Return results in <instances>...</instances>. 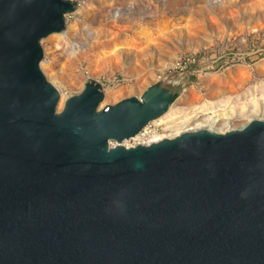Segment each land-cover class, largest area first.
<instances>
[{"label": "water", "instance_id": "1", "mask_svg": "<svg viewBox=\"0 0 264 264\" xmlns=\"http://www.w3.org/2000/svg\"><path fill=\"white\" fill-rule=\"evenodd\" d=\"M75 8L0 0V264H264V118L124 146L177 90L94 78L57 111L40 41Z\"/></svg>", "mask_w": 264, "mask_h": 264}, {"label": "rangeland", "instance_id": "2", "mask_svg": "<svg viewBox=\"0 0 264 264\" xmlns=\"http://www.w3.org/2000/svg\"><path fill=\"white\" fill-rule=\"evenodd\" d=\"M86 3L90 6L88 15L69 13L65 16L66 21H75L73 38L77 45H92L84 57L68 62L63 52L65 44L57 46L52 33L40 41L47 51V58H52L49 68L56 71L62 67L66 84L77 82L83 87L93 78L89 74L93 68L106 69L112 62L109 54L114 45L128 47L133 44L136 54L124 51L116 55L121 67L144 64L149 67L146 70L152 69L153 74L160 77H147L143 83L133 77L125 80L122 70H116L111 78L100 73L96 80L103 90L112 93L133 87L131 93L119 94L106 104L130 96L139 97L154 83L176 89L174 101L183 88H191L216 107L218 101L228 97L229 105L247 102L245 115L237 112L236 117L227 121L231 129L238 127L246 120V114L253 112L250 99L257 98L264 103V0H223L221 4L217 0H88ZM113 7L121 9L118 19L110 18ZM96 33L99 47L92 38ZM193 46L196 50L189 49ZM173 53L179 57L197 53L200 57L189 70H176L171 74L165 70L159 72L156 68L167 62V57ZM237 63L242 64L239 69L233 66ZM211 71L219 74L208 82L200 80L204 73ZM163 73L166 77L162 79ZM180 105L177 101L176 106ZM186 106L183 107L191 109V105ZM256 115L264 118V108ZM194 123L192 121L190 125Z\"/></svg>", "mask_w": 264, "mask_h": 264}, {"label": "bare ground", "instance_id": "3", "mask_svg": "<svg viewBox=\"0 0 264 264\" xmlns=\"http://www.w3.org/2000/svg\"><path fill=\"white\" fill-rule=\"evenodd\" d=\"M87 1L88 0H85L79 5H77L75 10L71 13L78 16L88 15L90 6L88 5V3H86ZM211 1L212 0H210V2ZM217 2L221 4L223 3V0H217ZM120 11L121 9L118 7L111 8L110 18L118 19L120 16ZM52 34H54V37L57 40L56 43L57 46L62 47L65 44V50L63 52L67 56L68 62H72L74 59L77 60L81 57H84V55L92 48L91 44L82 45L81 47L77 45V41H74L75 37L73 38V36L76 35L75 21H71V22L66 21L65 28L63 30L59 32H53ZM92 38H94L96 41L95 44L96 47H99L100 42L97 40V33L93 34ZM42 48H43L42 50L44 51L43 54L45 58H43L40 61L39 66L43 74L45 75L46 79L49 82H51L59 92V99L57 102L56 109L57 111H60L63 107L65 99L74 93H78L82 89V87L78 86L77 82L66 84L63 81V75L65 72L62 69V67L56 71H51L49 67L50 64L52 63V58L51 57L47 58V51L44 45H42ZM189 49L193 50L195 49V47L193 46L192 48L190 47ZM124 51L127 53H131L133 55L137 53L136 47L133 44H131L128 47H120L119 45H114L110 50V54H109V56H111L113 59L112 62L109 64V66L106 69L93 68L94 70L92 72L90 71L89 74L94 79H96V77H98L100 73H104L108 78H111L116 70H122L123 75L125 76V80L129 79L130 77H133L135 79L142 80L143 83L146 82L147 77L155 76L153 74L152 69L146 70L149 67L146 68L144 64H136L133 68L130 67L122 68L121 63L120 61H118L116 55H119L121 52ZM179 56L180 55H177L176 53L170 54L167 57V62H163L156 69H158L159 72H162L166 68L175 65ZM233 66L235 68H238L242 66V64L237 63L234 64ZM218 74L219 73H217V71L206 72L200 77V80L201 81L204 80L208 82L213 78H215V76H217ZM164 77H166L165 74L161 76L162 79ZM132 90H133L132 86H127L125 87V89L124 88L118 89L117 91L112 93L111 91L104 89L103 99L99 103V107H102L106 103L112 101L113 99L118 97L119 94H123V93L128 94L131 93ZM250 100H252L253 102L252 103L253 112L251 111V113L246 114V120L240 125H238V127L236 128H241L251 119L258 118L256 112L264 108V103L258 101L257 98ZM177 101H179L181 107L176 106ZM230 102L231 100L229 99V97L222 99L218 101L217 103L218 107H216L215 104L210 100L202 99V97L193 89L183 88L179 92V96L177 97V99L169 105L168 109L162 115L150 121L152 123L158 122L159 124H161L163 131L149 134L146 140H143L141 134L137 133L134 136H132L133 140L135 141L139 140L140 142L144 141V143H149L151 141H156L164 137H173L183 131L196 130L199 128H206L216 132H224L226 130H230V127L227 126V121L229 119L236 117L237 112L245 115L247 109V102H240L238 104L229 105ZM186 105H191V109L187 110ZM198 113H201L202 116L200 117ZM192 121H195V123L193 125H190ZM231 129H235V128H231ZM128 141H129L128 139H123L121 141V144H123L124 146L125 145L130 146Z\"/></svg>", "mask_w": 264, "mask_h": 264}, {"label": "built area", "instance_id": "4", "mask_svg": "<svg viewBox=\"0 0 264 264\" xmlns=\"http://www.w3.org/2000/svg\"><path fill=\"white\" fill-rule=\"evenodd\" d=\"M70 1L75 3V5L77 6L85 0H70ZM199 55L200 54H197V53H190V54H186L184 56H181L176 61L175 65L166 68L165 72L171 74V72L176 71V70H179L182 72L189 70L190 68L194 67L197 64V62L199 61V57H200ZM157 77L159 78V76H157ZM140 98H141V96L138 97V99H140ZM162 131H163V128H162L161 124H159L158 122L152 123L149 121L141 128V130L138 133L141 134V136L143 137V140H146V138L148 137L149 134L158 133V132H162ZM128 140L129 141L132 140V143H129V144H130V146H134L136 144H143V145L150 144V143L156 142L160 139H158L156 141H151L149 143H144V141L140 142L139 140L135 141V140H133V137H129ZM111 144L114 145L115 142H111ZM125 146H127V145H125Z\"/></svg>", "mask_w": 264, "mask_h": 264}, {"label": "trees", "instance_id": "5", "mask_svg": "<svg viewBox=\"0 0 264 264\" xmlns=\"http://www.w3.org/2000/svg\"><path fill=\"white\" fill-rule=\"evenodd\" d=\"M176 96V95H175Z\"/></svg>", "mask_w": 264, "mask_h": 264}]
</instances>
